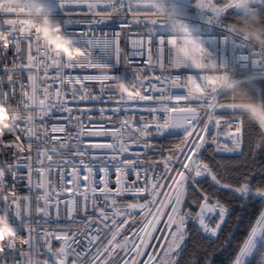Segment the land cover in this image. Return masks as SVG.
Returning a JSON list of instances; mask_svg holds the SVG:
<instances>
[{
    "label": "snow or ice",
    "instance_id": "6c2138e0",
    "mask_svg": "<svg viewBox=\"0 0 264 264\" xmlns=\"http://www.w3.org/2000/svg\"><path fill=\"white\" fill-rule=\"evenodd\" d=\"M249 147L231 180L204 156ZM261 150L264 0H0V264H181L230 217L209 178L261 206L231 264H264Z\"/></svg>",
    "mask_w": 264,
    "mask_h": 264
},
{
    "label": "trees",
    "instance_id": "16d2710c",
    "mask_svg": "<svg viewBox=\"0 0 264 264\" xmlns=\"http://www.w3.org/2000/svg\"><path fill=\"white\" fill-rule=\"evenodd\" d=\"M251 151L250 147L246 148V155L240 157L239 155L216 156L209 150L204 156L207 162L211 163L225 179L231 180L239 175V172L234 171V169L239 168L243 171L245 162L251 164L252 157L248 155ZM255 161L257 167L264 164V150L255 153ZM210 184V178L208 183L201 181L203 189L214 200L218 198L221 204L229 208L230 217L227 218V225L222 226L223 230L215 242L206 239L193 224L189 223V238L184 245L181 264H197V261L200 264H231L237 243L245 237L250 222H254L258 218V212L261 210L260 205L248 204L245 206L242 201L234 198L227 190L218 189L216 186L209 187ZM192 200L193 194L189 190L187 204L192 212H196L198 208ZM249 264H254V261L250 259Z\"/></svg>",
    "mask_w": 264,
    "mask_h": 264
},
{
    "label": "built area",
    "instance_id": "2783aa9c",
    "mask_svg": "<svg viewBox=\"0 0 264 264\" xmlns=\"http://www.w3.org/2000/svg\"><path fill=\"white\" fill-rule=\"evenodd\" d=\"M124 44H127L129 46V48H130V43L128 41H123L122 42V46ZM88 103L91 104L92 102H88ZM99 106L100 105L97 104V107H99ZM121 118H123V117H121ZM222 139H223V137H222ZM175 142H176V136H174V135H168L166 137H155V139H154L155 148L153 149V153L152 154L157 159L159 158L161 153H163L164 155H167V150L170 147H173ZM214 147L215 146L213 145L212 148H214ZM214 155H216V156H232V155H239V154H235V153H214ZM18 183H19V189H18L19 192L26 194L28 192V189L26 187L25 182L21 181V182H18ZM197 211H199V209ZM206 217H207L208 220H216L217 219L216 216L213 213H211V212L206 213ZM189 223L193 224L199 231L198 222L197 223L189 222ZM45 227H47V225H45Z\"/></svg>",
    "mask_w": 264,
    "mask_h": 264
}]
</instances>
